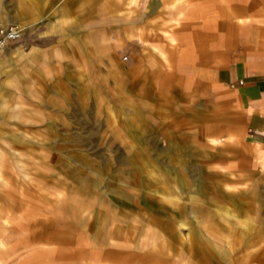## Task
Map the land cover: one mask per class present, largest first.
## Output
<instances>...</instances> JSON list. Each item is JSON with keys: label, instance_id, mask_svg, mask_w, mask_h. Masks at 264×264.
Returning a JSON list of instances; mask_svg holds the SVG:
<instances>
[{"label": "rangeland", "instance_id": "374dc122", "mask_svg": "<svg viewBox=\"0 0 264 264\" xmlns=\"http://www.w3.org/2000/svg\"><path fill=\"white\" fill-rule=\"evenodd\" d=\"M66 1L0 0V28H25L0 53V264H264L231 89L176 27L128 34L98 4L70 34Z\"/></svg>", "mask_w": 264, "mask_h": 264}, {"label": "crops", "instance_id": "0c3cea01", "mask_svg": "<svg viewBox=\"0 0 264 264\" xmlns=\"http://www.w3.org/2000/svg\"><path fill=\"white\" fill-rule=\"evenodd\" d=\"M98 4L108 12L112 22L123 21L128 34L138 29L145 38L153 30H167L166 34L174 37L169 29L176 27L178 37L187 39L185 43L191 46L192 51L186 54L185 60L204 62L206 72L203 73L210 80L214 77L213 83L217 76L223 87L230 88L240 109V129L231 140L240 144L242 153L254 164L234 168L241 171L234 179L246 181L264 172V0H67L64 16L57 17L60 27L71 21L79 23L75 25L79 31L71 30L70 34L80 35V28L84 27L80 21L94 15L93 7ZM201 21L204 23L199 26ZM217 36L223 43L218 55ZM174 40L177 42L175 37ZM34 47L36 53L42 49L39 45ZM155 51L168 68L173 66L172 60L161 52V46L156 45ZM198 66L194 70H198ZM183 226L188 228V225ZM168 262L166 264H217L211 260H196L194 256L185 261ZM239 264H249V261L242 258Z\"/></svg>", "mask_w": 264, "mask_h": 264}, {"label": "built area", "instance_id": "2783aa9c", "mask_svg": "<svg viewBox=\"0 0 264 264\" xmlns=\"http://www.w3.org/2000/svg\"><path fill=\"white\" fill-rule=\"evenodd\" d=\"M25 28L19 25L9 26L6 29H0V53L3 52L6 47L23 39Z\"/></svg>", "mask_w": 264, "mask_h": 264}, {"label": "bare ground", "instance_id": "6f19581e", "mask_svg": "<svg viewBox=\"0 0 264 264\" xmlns=\"http://www.w3.org/2000/svg\"><path fill=\"white\" fill-rule=\"evenodd\" d=\"M1 29V28H0Z\"/></svg>", "mask_w": 264, "mask_h": 264}]
</instances>
